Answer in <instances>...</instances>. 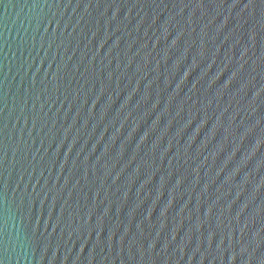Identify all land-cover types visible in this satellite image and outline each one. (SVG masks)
I'll use <instances>...</instances> for the list:
<instances>
[{
  "label": "water",
  "instance_id": "1",
  "mask_svg": "<svg viewBox=\"0 0 264 264\" xmlns=\"http://www.w3.org/2000/svg\"><path fill=\"white\" fill-rule=\"evenodd\" d=\"M0 264H264V0H0Z\"/></svg>",
  "mask_w": 264,
  "mask_h": 264
}]
</instances>
